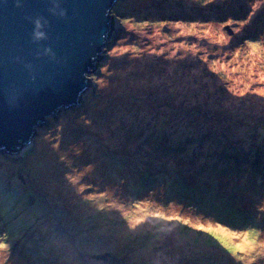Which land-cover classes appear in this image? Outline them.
I'll list each match as a JSON object with an SVG mask.
<instances>
[{
    "label": "rangeland",
    "instance_id": "obj_1",
    "mask_svg": "<svg viewBox=\"0 0 264 264\" xmlns=\"http://www.w3.org/2000/svg\"><path fill=\"white\" fill-rule=\"evenodd\" d=\"M110 15L79 104L0 153V264H264V0Z\"/></svg>",
    "mask_w": 264,
    "mask_h": 264
},
{
    "label": "water",
    "instance_id": "obj_2",
    "mask_svg": "<svg viewBox=\"0 0 264 264\" xmlns=\"http://www.w3.org/2000/svg\"><path fill=\"white\" fill-rule=\"evenodd\" d=\"M118 1L0 0V153L17 154L49 119L79 104ZM37 19L46 37L38 41Z\"/></svg>",
    "mask_w": 264,
    "mask_h": 264
},
{
    "label": "trees",
    "instance_id": "obj_3",
    "mask_svg": "<svg viewBox=\"0 0 264 264\" xmlns=\"http://www.w3.org/2000/svg\"><path fill=\"white\" fill-rule=\"evenodd\" d=\"M114 8V7H113ZM112 8V9H113ZM48 124H50V122L48 123ZM9 155H11V154H9ZM209 156L210 157H208V164H210V169H211V167L212 166H216L215 165V163L214 162H216V160H217V156L218 155H211V154H209ZM212 158H213V160H212ZM220 164V163H219ZM219 166V165H218ZM217 166V167H218ZM169 178V177H168ZM147 179H150V182L153 180L154 181V179H155V177H153V175H151V174H149L148 175V178ZM200 180H201V178H199ZM215 179V178H214ZM218 180V178H216V181ZM183 182V183H182ZM190 182V183H189ZM180 181V183L179 182H176V183H178V185L176 186V190L179 192V196L182 198V199H186V197L188 196V195H191V196H193V197H195V195H193V194H191L190 192H189V190L191 189V187H187V185L186 184H192L191 182H192V179L190 180V181ZM186 183V184H185ZM198 183H200L199 185L201 186V189H205V188H208L209 189V191H216V190H218V191H220V190H222V188H221V186H219V185H217V184H215L216 182L215 181H212V183L211 182H208V183H205V182H198ZM151 184H153L152 182H151ZM167 184H171V182H170V180H167L166 179V181H165V179L162 181V186L164 187V185H167ZM195 185V184H194ZM191 186V185H190ZM172 188V187H171ZM173 189H175V187H173ZM185 191H184V190ZM228 192L227 193H224V197H227L228 198ZM199 197V201L198 202H195V203H191L192 205H200V203H202V202H204V203H207L206 201V199H203L202 198V196L201 195H199L198 196ZM193 200V199H192ZM202 200H204V201H202ZM186 201V200H185ZM212 202V201H211ZM210 205H212V206H208V207H210L212 210L213 209H219L220 208V206H216L213 202L210 204ZM234 209H238V208H233V209H230L229 211H231V212H228L227 214H231V213H233L234 215H238L239 217H242V215L239 213V212H237L236 210H234ZM214 212H216V211H214ZM211 214H209V216H210ZM238 217V218H239ZM222 221V220H221ZM207 238H208V236H207ZM192 243L190 244L191 245V249H190V245L186 248V251H184V253H187V252H189L188 254H185V255H183L182 256V260L183 261H185V262H191V256H190V254L191 253H194V254H196L197 256H198V259H202V256H201V253H204L203 251L204 250H206L207 249V251L209 250V249H211L210 248V244H208L209 243V240L208 239H204V241H200V242H193V241H191ZM193 244H195V245H193ZM213 248V247H212ZM210 252H208L209 254L210 253H212V251L211 250H209ZM208 253H206V255H209Z\"/></svg>",
    "mask_w": 264,
    "mask_h": 264
},
{
    "label": "clouds",
    "instance_id": "obj_4",
    "mask_svg": "<svg viewBox=\"0 0 264 264\" xmlns=\"http://www.w3.org/2000/svg\"><path fill=\"white\" fill-rule=\"evenodd\" d=\"M61 15H63V13H61ZM42 25L40 23V20L37 19L34 21V30H33V39L34 40H42V39H45V33L43 31H40ZM47 51V50H46Z\"/></svg>",
    "mask_w": 264,
    "mask_h": 264
},
{
    "label": "bare ground",
    "instance_id": "obj_5",
    "mask_svg": "<svg viewBox=\"0 0 264 264\" xmlns=\"http://www.w3.org/2000/svg\"><path fill=\"white\" fill-rule=\"evenodd\" d=\"M118 2H119V1H118ZM118 2H117V3H118ZM57 116H58V115H57ZM57 116H55L54 118H51V119H55ZM51 119H49V121L47 122V124L50 122Z\"/></svg>",
    "mask_w": 264,
    "mask_h": 264
},
{
    "label": "snow or ice",
    "instance_id": "obj_6",
    "mask_svg": "<svg viewBox=\"0 0 264 264\" xmlns=\"http://www.w3.org/2000/svg\"><path fill=\"white\" fill-rule=\"evenodd\" d=\"M0 247H2V245H0Z\"/></svg>",
    "mask_w": 264,
    "mask_h": 264
}]
</instances>
